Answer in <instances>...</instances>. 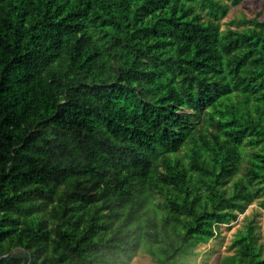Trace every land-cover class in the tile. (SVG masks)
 Wrapping results in <instances>:
<instances>
[{
	"label": "trees",
	"instance_id": "1",
	"mask_svg": "<svg viewBox=\"0 0 264 264\" xmlns=\"http://www.w3.org/2000/svg\"><path fill=\"white\" fill-rule=\"evenodd\" d=\"M243 1L0 0V264H186L264 211V19L220 28Z\"/></svg>",
	"mask_w": 264,
	"mask_h": 264
},
{
	"label": "rangeland",
	"instance_id": "2",
	"mask_svg": "<svg viewBox=\"0 0 264 264\" xmlns=\"http://www.w3.org/2000/svg\"><path fill=\"white\" fill-rule=\"evenodd\" d=\"M264 19V4L261 0H245L237 7L230 8L228 15L220 21L221 29L236 28V23L242 20ZM252 221L256 228V248L264 252V211L258 209L257 205H251L243 215L230 226L221 228L214 240L199 245L196 248V255L186 259V264H220L230 255H234L240 264H243L249 253L246 239L243 237L244 227ZM15 257H22L14 253ZM18 264H22L19 262ZM130 264H152L149 257L140 253Z\"/></svg>",
	"mask_w": 264,
	"mask_h": 264
}]
</instances>
